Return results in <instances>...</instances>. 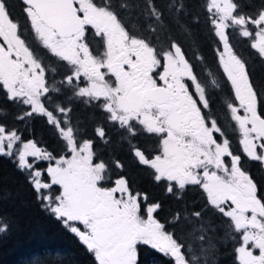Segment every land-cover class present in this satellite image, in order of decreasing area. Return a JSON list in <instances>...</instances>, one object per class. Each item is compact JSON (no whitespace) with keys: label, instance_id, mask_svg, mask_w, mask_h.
<instances>
[{"label":"snow or ice","instance_id":"snow-or-ice-1","mask_svg":"<svg viewBox=\"0 0 264 264\" xmlns=\"http://www.w3.org/2000/svg\"><path fill=\"white\" fill-rule=\"evenodd\" d=\"M20 2L23 20L9 0H0V89L9 103L27 109L13 119L44 117L64 154L24 140L9 128V112L0 106V156L13 159L42 210L75 234L97 264H141L142 247L172 258L171 264H209L215 228L207 214L214 211L227 218L232 231L226 236L239 235L238 264H264V185L244 166L247 160L264 168V82L253 79L230 39V30L254 37L251 48L264 58V0L253 12L244 11L242 0L202 4L229 89L224 107L239 152L213 112L212 93L222 86L213 78L209 90L196 70L203 57L194 54L190 61L173 38H197L200 16L186 0H168L163 8L144 0L135 16L138 27L121 15L134 11L129 0ZM74 101L99 114L98 120L90 117L91 138L83 121L71 116ZM109 125L165 195L180 200L196 186L206 194V206L185 204L174 211L169 231L157 218L162 202L136 186L121 159H104L96 151L97 141L113 143ZM146 134L156 138L154 148L133 143ZM10 195L0 187V199ZM8 228L0 218V234Z\"/></svg>","mask_w":264,"mask_h":264},{"label":"trees","instance_id":"trees-1","mask_svg":"<svg viewBox=\"0 0 264 264\" xmlns=\"http://www.w3.org/2000/svg\"><path fill=\"white\" fill-rule=\"evenodd\" d=\"M111 2L114 5H119L121 0H111ZM155 2L163 8L168 0H155ZM242 2L248 5L244 8V11L247 12H253L261 6V0H242ZM129 3L136 6L134 11H121V15L125 20L132 17L133 26L138 27L135 16L142 10L144 0H129ZM186 3L192 11L200 16V27L196 30L197 38L195 43L176 33H173V38L184 45L190 61L194 54L203 57L202 61H195L196 70L199 78L209 90L214 87L211 84L213 78L222 86L221 89L212 93L213 111L217 112L218 122L229 134L230 140L236 141L238 136L232 134V122L224 107L229 89L225 85L222 70L218 67L214 54V49L217 47L216 38L207 25V14L202 7L203 0H186ZM140 22L143 23V17L140 18ZM230 31L231 43L237 54L247 62L253 79L264 82V58L259 57L257 51L251 48L254 37H243L239 35L238 31ZM47 62L51 67H56L54 58H49ZM61 78L60 75L55 77L57 81ZM0 106L9 112L7 117L9 128L18 130L24 140L35 139L39 146L47 148L53 155L64 154V146L58 138L56 130L46 123L44 117L34 116L23 122L13 119L14 115L21 114L23 110L27 109L9 103L2 89H0ZM261 107L264 108V103L261 104ZM72 108L71 116L83 121L88 137H91L95 121H92L90 117L96 115L97 120L99 119L96 109L80 101H74ZM107 132L113 143L104 146L97 141L96 151L104 159H109L111 156L121 159L126 165L125 171L135 181L136 186L147 190L153 198L162 202L159 216L165 220L161 222L166 223L169 231H173V227L167 225V221L174 211L182 208L185 204L206 206V194L196 186H189L180 200L174 196L165 195L163 186L156 185L148 170L136 164L129 153L127 144L119 142L122 133L111 125L107 127ZM133 143L151 149L155 147L156 140L151 135L146 134L140 135ZM236 148L240 150L238 144ZM46 163L42 162L41 167L46 166ZM244 166L259 184L264 185V168L251 161H247ZM0 187L11 193L10 196L0 199V218L9 223L7 232L0 234V264H97L94 256L87 251L86 246L75 234L66 229L49 213L42 210L34 193L26 183L24 175L16 168L13 159L7 156H0ZM261 190L264 191V187ZM207 219L213 221L215 228V233L209 234L213 237L212 243L214 245V253L209 258V264H238L235 260L234 249L239 246V235L235 234L234 239L226 236V233L232 230L228 226L227 218L219 216L218 213L209 212ZM179 227H176L178 232ZM186 239L192 242V237L187 236ZM204 246H208L207 241ZM194 247L198 249L199 243L196 242ZM171 261L172 258L155 250L147 247L141 248V264H171Z\"/></svg>","mask_w":264,"mask_h":264},{"label":"flooded vegetation","instance_id":"flooded-vegetation-1","mask_svg":"<svg viewBox=\"0 0 264 264\" xmlns=\"http://www.w3.org/2000/svg\"><path fill=\"white\" fill-rule=\"evenodd\" d=\"M9 3H10V5L12 6V11H13V14L16 16V17H18V18H20L21 20H23V14H22V4H21V2H20V0H9ZM90 35H91V33H90ZM216 115H217V112L214 110L213 111ZM219 123V122H218ZM152 137H154L153 135H151ZM237 136H238V134H237ZM89 138H91V137H89ZM155 138V137H154ZM238 139H239V137L236 139V141L233 139V140H231V142H232V146H233V148H234V150H236L237 152H239L240 150H238L237 148H236V146H237V144H238ZM155 140H156V138H155ZM101 145H102V143H101ZM96 149H97V147H96ZM102 158H104V157H102ZM245 164H247V160H245ZM246 169V168H245ZM157 218L158 219H160L161 221H165L163 218H161L160 216H159V213L157 214Z\"/></svg>","mask_w":264,"mask_h":264},{"label":"rangeland","instance_id":"rangeland-1","mask_svg":"<svg viewBox=\"0 0 264 264\" xmlns=\"http://www.w3.org/2000/svg\"><path fill=\"white\" fill-rule=\"evenodd\" d=\"M31 159H32V158L30 157L29 160L31 161ZM257 254H258V252H257Z\"/></svg>","mask_w":264,"mask_h":264}]
</instances>
